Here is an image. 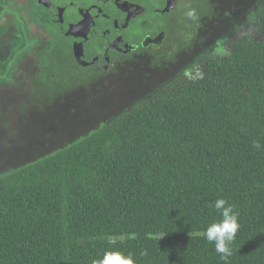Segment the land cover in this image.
<instances>
[{"label":"trees","instance_id":"trees-1","mask_svg":"<svg viewBox=\"0 0 264 264\" xmlns=\"http://www.w3.org/2000/svg\"><path fill=\"white\" fill-rule=\"evenodd\" d=\"M236 33L222 40L226 54L205 51L98 128L0 174V264H93L105 251L223 264L204 239L218 198L239 212L228 264H264V147L253 146L264 145V0ZM24 46L0 55V84L21 71Z\"/></svg>","mask_w":264,"mask_h":264},{"label":"rangeland","instance_id":"rangeland-1","mask_svg":"<svg viewBox=\"0 0 264 264\" xmlns=\"http://www.w3.org/2000/svg\"><path fill=\"white\" fill-rule=\"evenodd\" d=\"M259 1L182 0L163 45L108 71H83L67 53L49 51L52 25L33 17L28 0L0 7V55L11 46L27 49L21 71H8V83L0 84V174L78 140L150 96L205 51L226 54L222 40L239 38L237 26L253 21Z\"/></svg>","mask_w":264,"mask_h":264},{"label":"flooded vegetation","instance_id":"flooded-vegetation-1","mask_svg":"<svg viewBox=\"0 0 264 264\" xmlns=\"http://www.w3.org/2000/svg\"><path fill=\"white\" fill-rule=\"evenodd\" d=\"M36 1L48 12L54 51L70 55L83 71H108L163 45L178 23L182 0H56L54 6ZM89 53L94 54L80 57Z\"/></svg>","mask_w":264,"mask_h":264},{"label":"clouds","instance_id":"clouds-1","mask_svg":"<svg viewBox=\"0 0 264 264\" xmlns=\"http://www.w3.org/2000/svg\"><path fill=\"white\" fill-rule=\"evenodd\" d=\"M256 149L264 147L259 141L254 142ZM219 215V219L209 223L204 229V239L214 247L223 264H228L233 255V243L239 231V212L224 198H218L210 205ZM93 264H136L132 255L121 251H105Z\"/></svg>","mask_w":264,"mask_h":264},{"label":"water","instance_id":"water-1","mask_svg":"<svg viewBox=\"0 0 264 264\" xmlns=\"http://www.w3.org/2000/svg\"><path fill=\"white\" fill-rule=\"evenodd\" d=\"M39 1H44V0H39ZM45 1H47L51 6H54L56 3V0H45ZM171 1H175V0H171ZM0 2L8 3V2H10V0H0ZM52 18H55V14L52 15ZM91 54H94V53L82 54L80 57L81 58H86L89 56L92 57L93 55H91ZM105 66H107V65H105Z\"/></svg>","mask_w":264,"mask_h":264}]
</instances>
